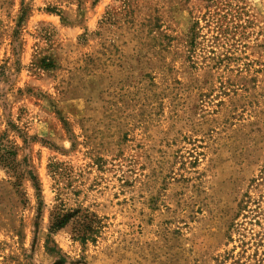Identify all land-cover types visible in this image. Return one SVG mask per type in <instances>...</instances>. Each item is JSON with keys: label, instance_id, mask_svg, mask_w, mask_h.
<instances>
[{"label": "rangeland", "instance_id": "rangeland-1", "mask_svg": "<svg viewBox=\"0 0 264 264\" xmlns=\"http://www.w3.org/2000/svg\"><path fill=\"white\" fill-rule=\"evenodd\" d=\"M0 264H264V0H0Z\"/></svg>", "mask_w": 264, "mask_h": 264}, {"label": "trees", "instance_id": "trees-1", "mask_svg": "<svg viewBox=\"0 0 264 264\" xmlns=\"http://www.w3.org/2000/svg\"><path fill=\"white\" fill-rule=\"evenodd\" d=\"M195 26V24H194ZM194 26L191 28V44L195 41V36L197 33L194 31ZM52 65V64H48ZM12 155V165L16 166L18 162L15 159V151H10ZM57 208L56 212L52 216L51 224L49 226V232L52 233L55 230H58L60 227H63L70 220H74L76 224L75 234L76 237L81 241L85 242L90 239L93 240V236L97 233L98 226L96 224V220L92 218L89 214L83 213L80 210H76L74 212H62Z\"/></svg>", "mask_w": 264, "mask_h": 264}]
</instances>
